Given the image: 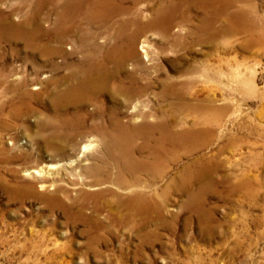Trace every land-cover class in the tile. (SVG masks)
I'll return each mask as SVG.
<instances>
[{
    "label": "rangeland",
    "instance_id": "1",
    "mask_svg": "<svg viewBox=\"0 0 264 264\" xmlns=\"http://www.w3.org/2000/svg\"><path fill=\"white\" fill-rule=\"evenodd\" d=\"M21 2L0 0V19L9 16L20 23L29 13ZM136 3L127 0L124 6L131 13L114 17L110 27L86 24L97 36L94 41L110 47L116 24L138 10L140 20L149 21L157 1ZM238 9L242 20L217 15L210 29L202 31L196 29L202 13L193 9L189 20H176L165 38L149 29L137 39L135 48L153 77L151 92L158 93V80L164 77L183 82L185 102L200 105L202 113L185 112L180 117L188 126L195 117L207 116L206 129L211 131L204 145L169 165L164 183L158 184H170L174 173L198 159L211 167L199 202L189 204L177 181L175 188L169 187L159 214L147 216L145 226L115 224L106 209L95 212L92 199L79 197L80 192L100 191L80 185L84 176L75 172L96 163L98 146L78 159L82 146L89 139L98 140L96 135L79 138L76 149L64 152L67 159L41 140L52 131L39 124L56 116L54 94L63 88L58 90L53 81L69 72L61 64L64 57L43 59L22 42L0 43V71L6 73L0 80V264H264V0H238L230 11ZM52 22L47 10L43 28L49 29ZM78 43L72 36L63 47L78 50ZM133 66L127 62L123 71ZM147 98L149 108L161 104L154 94ZM101 102L112 108L106 97ZM21 103L27 109L11 116ZM134 106L115 109L126 121ZM58 114L66 119L87 115L85 128L97 121L90 103L66 105ZM71 161L76 163L69 166ZM42 167L68 170L63 183L56 184L63 193L50 186L49 178L24 172ZM71 168L74 174H69ZM90 180L89 176L85 181ZM191 188L199 193L198 186Z\"/></svg>",
    "mask_w": 264,
    "mask_h": 264
},
{
    "label": "bare ground",
    "instance_id": "2",
    "mask_svg": "<svg viewBox=\"0 0 264 264\" xmlns=\"http://www.w3.org/2000/svg\"><path fill=\"white\" fill-rule=\"evenodd\" d=\"M126 1L22 0L23 6L27 5L29 8V13L20 23H13L9 16H2L0 43L22 42L31 54L43 59L64 57L61 64L69 72L57 76L53 81L58 90L63 88L54 94L56 116L39 124L40 129L49 128L52 131L48 137L41 136V140L54 154H61L67 159L64 152L76 149L79 138L86 133L96 135L98 140L89 139L82 146V154L78 157L82 158L85 152L98 146L96 163L86 170L79 169L75 172L84 176V181L78 182L80 185L100 191L88 194L80 192L79 197L92 199L95 212L106 209L110 220L115 224L145 226L149 223L147 216L159 214L169 187L175 188L177 181L187 194L189 204L199 202L204 187L202 182L211 174V167L198 159L174 173L170 184H158L168 176L169 165L175 164L182 156L191 155L200 145H204L203 139L211 131L206 129L210 125V118L207 116L195 117L188 126L185 125V118L180 117L185 112L202 113L200 105L185 102L183 82L164 77L158 80V93L151 92L153 77L135 48L137 39L149 29L165 38L176 20H189L193 9L202 13L201 24L196 28L198 31L210 29L211 22L217 15L225 14L229 20H242L244 14L239 9L230 11L238 0H156L157 7L149 21L140 20L142 13L139 10L135 12V16L131 15L132 18L121 20L114 27L116 35L110 38L113 44L105 48L94 41L97 39L96 34L85 25L110 27L114 17L131 13L124 6ZM130 1L136 3L148 0ZM47 10H51L53 15L52 27L49 29L42 25V16ZM131 27L133 33L126 36ZM72 36L77 38L80 50L64 49L67 39ZM46 37L51 39L41 42ZM145 48L142 45L141 52L147 58ZM14 53L17 52L12 51L11 54L15 55ZM149 60L153 61L152 58ZM127 62L134 63V66L124 72ZM54 70L59 71L60 65L55 64ZM122 71L123 76L120 75ZM5 74L0 71L1 81ZM150 94H154L155 99L161 103L157 109L148 106L147 97ZM102 96L112 103V108L104 107ZM87 103L93 104L97 113V121L90 127H84L87 115H74L66 119L58 114L66 105L77 107ZM132 104L135 105L133 112L124 115L126 121L122 120L117 110ZM24 106L25 103L15 106L11 110V116L25 111L28 106ZM136 120L139 123L133 125L132 122ZM82 129L85 130L81 131ZM73 163L76 161H71L69 166H73ZM73 170L69 174H74ZM67 171L54 170L52 167L24 170L28 175L35 174L36 178H49L50 186H54L59 193H63V190L58 189L56 184L63 181ZM89 176L90 183L85 181ZM152 184H156L155 188L151 187ZM191 185L198 186L199 193L193 192Z\"/></svg>",
    "mask_w": 264,
    "mask_h": 264
}]
</instances>
